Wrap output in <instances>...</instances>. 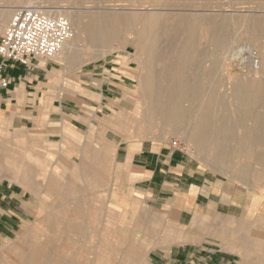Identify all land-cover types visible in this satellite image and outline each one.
I'll use <instances>...</instances> for the list:
<instances>
[{
    "label": "crops",
    "instance_id": "crops-1",
    "mask_svg": "<svg viewBox=\"0 0 264 264\" xmlns=\"http://www.w3.org/2000/svg\"><path fill=\"white\" fill-rule=\"evenodd\" d=\"M58 71L52 60L44 59L35 60L29 68L8 63L3 71L9 84L0 88V246L27 228L28 237L11 244L37 243L39 248L52 244L53 254H64L63 249L58 251V241L77 245L73 235L81 234L82 226L76 224V218L85 215L84 198L74 197L84 191L77 180L101 185L104 172L110 170L108 208L132 219L134 233L153 246L149 264H226L219 250L190 243L185 229L195 215L223 207L240 208L238 192L201 171L188 154L171 143L125 142L106 130L109 117L123 105L129 83V71L121 59L83 69L71 78H62ZM70 137L82 144L79 151L76 145L71 146ZM30 147L45 155H55L57 148L77 153L81 164L63 171L67 183H61L54 172L40 190L28 180L34 173L32 159L9 154L16 149L29 153ZM87 159L96 163L99 171L91 169ZM15 175H23L28 187L8 178ZM36 193L55 196L56 213L37 217L29 227L35 214L32 194ZM253 211L254 205L248 213ZM102 245L101 251L71 247L69 254L85 255L87 264H109L111 255L119 257L117 264H140L146 256L140 248L108 251L105 243ZM231 247L251 264H264V233L241 236L234 232ZM90 256H94L93 262Z\"/></svg>",
    "mask_w": 264,
    "mask_h": 264
},
{
    "label": "rangeland",
    "instance_id": "rangeland-1",
    "mask_svg": "<svg viewBox=\"0 0 264 264\" xmlns=\"http://www.w3.org/2000/svg\"><path fill=\"white\" fill-rule=\"evenodd\" d=\"M27 1V6H50L49 8L54 10V3L58 2L64 7H67V3H72L71 1L63 2L60 0ZM116 3L117 2H114L112 4ZM177 3L191 10L192 13L200 14L203 17H210L212 14H216V16L231 17L230 19L233 20V25L231 24L229 27V35L231 37L229 41V43H231L229 44V50H227L225 58L222 57L218 64V96H220L219 99H221L217 106L218 109L217 107L215 109L214 118L216 123L212 128L221 131L230 130L232 133L235 132L237 135L241 136L242 129L233 127L235 119L234 111L236 107L233 97L225 93V85H229L228 88L230 87L232 90L233 85L236 83H244L249 80L248 78H253L254 76L259 77V74H253L252 72L257 66H255V64H257L256 62L251 68L249 67L244 72H241L238 67L233 65L234 61L231 62L230 59H238L237 53L234 52H237L242 45H246L256 52L258 59L264 61V51H262L264 48L255 45L251 36L253 30L248 22L251 19L264 16V0H178ZM59 4H56L55 7H58ZM26 5L24 7H26ZM4 6L12 7L14 4H10L9 2L3 3L0 0V30L8 24L14 14L13 12L4 11ZM64 10L65 12L71 11L69 8H64ZM91 10L95 11V9ZM65 12L60 13L66 16ZM133 40L134 38L130 37L129 34L121 33L117 39L110 42L104 53L99 54L98 52L93 59L85 63L75 61L74 63H70L69 61H64V58H60L59 54L52 59V61L57 65L58 72L61 74L62 78L74 77V75L80 73L83 69L103 66L106 63H110L113 59H121L123 61L125 67H127L129 71L127 74L129 83L124 91L123 105L119 111L109 117V126L106 130H111L118 138L125 142L139 143L150 140L159 143H171L177 140L181 147L185 148L184 152L195 161L201 171L208 173V175L212 176L214 179L222 182V184L229 187L232 192L236 190L239 194L238 203L240 208L223 207L219 209L218 212L216 209H213L206 214L195 215L191 224L185 230L189 231L190 243L201 244L211 250H219L224 256L226 264H251L250 259H242L235 250L231 249V240L234 232H238L241 236L249 235L251 232L264 233V168L260 163L254 160L245 157H234L227 162L229 166L228 171L223 172L215 169L212 164L216 162L210 157L199 154L195 145L185 137V133L189 135L192 134L193 129L190 126L180 127L179 125L173 129L155 127L148 132L139 134L137 127H135V124L132 122L136 114L135 109L138 102L137 88H139V64L136 60V48L132 42ZM207 44L206 41H203L200 45L201 50L206 56L201 64L202 71L209 69L210 59L212 57V47L208 44L209 48ZM206 51L208 52L206 53ZM230 55H232L231 58ZM81 56L85 57L83 53H81ZM249 75L250 77H248ZM254 109L258 110V107L254 105ZM223 118H228L229 121H223ZM110 135L112 136L113 134L111 133ZM73 138L70 137L71 146L73 147L76 145L79 151V146L82 144L76 142ZM29 150V153H26L16 149L9 154H13L14 156H27V158H25L27 160L30 158L32 159L33 164L30 165L33 167L34 173L30 175L28 180H30L31 186L39 187L40 190H43L44 187L47 186L48 179L54 172V175L58 174L61 183H67L68 175L64 174L63 171L67 170L70 166H78L81 164V157L77 153L71 154L68 151H62L60 148H57V153L55 155L38 153L34 151L32 147H30ZM98 151L99 150L95 152ZM0 155H2V153ZM87 160L91 169L99 171V166L96 163H92L91 159ZM243 167L249 168V172H247L249 174H239ZM109 172L110 170L104 172L105 174L103 175V182L101 185L94 182V180L87 182L84 179H79L76 182L78 187L83 188L84 191L82 194L75 195L74 197L76 199L82 197L85 201L82 205L85 215L76 218V224L82 226V228L79 227V233L81 234L73 235V239L77 242V245L71 243L69 240L61 239L57 244L58 251L60 252L59 248H61L65 254H53L55 251L54 249L52 250V244L50 247L46 248L43 245L42 248H39L37 243L11 244L15 241L18 242L22 240L26 236L28 237L29 229L25 228L16 233V235L9 240L8 243H10V245L7 243L0 246V260L12 263L17 258L30 261L31 258L34 257L31 260V264H87V262H85V255L73 256L69 254L71 247H78L83 252H85L87 248L94 251L98 248V251H101V248H103L102 244L105 243L108 251L121 250L126 247H133L135 249L140 248L145 251L146 255L144 261L140 264H149L150 252L153 250V246L146 245L142 237L134 233V223L132 219L114 213L108 208V194L112 186V176ZM3 177L7 178V176ZM8 178L22 184L25 188L28 187V180L24 179L23 175H15ZM54 198L55 196H49L47 193L46 195H40L38 193L32 194L31 200L35 206V214L31 217V221L28 224L29 227L33 225L37 217L54 215L56 213L53 205ZM230 201L233 203V198L230 199ZM73 203L74 201H72L69 206L72 207ZM39 204L40 209L38 210ZM252 205H254V211L248 213V209ZM233 213L236 214V217L233 216ZM181 231L183 230L181 229ZM219 233L223 235L221 236ZM78 248L76 249L79 250ZM110 257L112 258H109V264H117V258L119 257L117 255H111ZM97 258L101 259L102 257L98 256ZM90 260L93 262L94 256H90Z\"/></svg>",
    "mask_w": 264,
    "mask_h": 264
},
{
    "label": "bare ground",
    "instance_id": "bare-ground-1",
    "mask_svg": "<svg viewBox=\"0 0 264 264\" xmlns=\"http://www.w3.org/2000/svg\"><path fill=\"white\" fill-rule=\"evenodd\" d=\"M1 1L14 4L3 7L4 11L13 13L28 3L27 0ZM60 1L72 3H67V7L54 3L55 6L59 4L58 7L52 6L55 10L50 6H37L62 13L65 12L64 8L71 10L65 12V17L71 23L73 36L58 53L64 61L88 62L98 52L104 53L110 42L121 33L134 38L132 42L139 64V88L132 122L139 134L155 127L173 129L179 125L190 126L192 134L185 133V137L195 145L199 154L216 162L212 164L215 169L228 171L227 162L234 157L254 160L264 168V61L258 59L256 52L246 45L234 52L238 59L230 61H234L233 65L241 72L256 62L257 66L252 72L259 74V77L236 83L232 90L225 85V93L233 97L236 107L233 127L241 128L242 135L212 128L216 123L215 109L221 99L218 96V64L222 57L225 58L231 44V17L216 14L203 17L179 5L178 0ZM114 2L117 3L112 4ZM248 22L253 30L251 36L255 45L264 48V16ZM203 41L212 47L210 65L206 71L201 68L206 57L200 48ZM254 105L258 110L254 109ZM223 121L229 119L223 118ZM247 172L249 168L243 167L239 174L245 175ZM31 260L17 258L14 260L16 263L0 260V264H31Z\"/></svg>",
    "mask_w": 264,
    "mask_h": 264
},
{
    "label": "built area",
    "instance_id": "built-area-1",
    "mask_svg": "<svg viewBox=\"0 0 264 264\" xmlns=\"http://www.w3.org/2000/svg\"><path fill=\"white\" fill-rule=\"evenodd\" d=\"M72 36V26L61 13L35 5L18 8L0 30V88L9 84L3 75L6 64L29 68L37 59L52 60ZM171 146L185 151L177 140Z\"/></svg>",
    "mask_w": 264,
    "mask_h": 264
}]
</instances>
